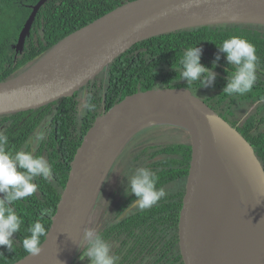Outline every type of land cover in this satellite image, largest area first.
Here are the masks:
<instances>
[{
  "label": "water",
  "instance_id": "95a60500",
  "mask_svg": "<svg viewBox=\"0 0 264 264\" xmlns=\"http://www.w3.org/2000/svg\"><path fill=\"white\" fill-rule=\"evenodd\" d=\"M46 1L32 5L15 44L17 52ZM221 23L264 25V0L125 1L0 81V115L36 109L79 92L139 41ZM164 124L188 134L176 223L183 264H264L262 163L244 135L184 85L137 90L95 117L70 162L40 253L26 254L10 264H71L117 157L136 133ZM236 192L250 216L248 245L235 222Z\"/></svg>",
  "mask_w": 264,
  "mask_h": 264
},
{
  "label": "trees",
  "instance_id": "16d2710c",
  "mask_svg": "<svg viewBox=\"0 0 264 264\" xmlns=\"http://www.w3.org/2000/svg\"><path fill=\"white\" fill-rule=\"evenodd\" d=\"M37 1L0 0V81L25 69L29 63L39 58L72 31L130 0H47L37 11L22 50L17 52L15 44L19 33L32 10V5ZM234 35L246 39L255 46L258 57L257 73L261 72L264 77L263 24L202 25L163 33L135 43L117 56L83 89L71 96L36 109L0 115V128L3 127L1 133L9 137V144L6 146L9 151L23 147L28 135L38 128L44 119V124L48 125L46 138L40 144V150H44V153L41 154L38 150L36 155H43L53 169L51 184L37 178L34 181L38 184L37 191L27 199L17 201L13 205L24 223L21 225L20 232L14 234L13 251L0 246V252L3 253V256H0V264H10L28 254L22 247V240L29 235L27 229L35 220L40 219L46 229L49 228L60 193L68 177L70 162L95 117L124 96L137 90L154 86L184 85L199 94L203 93L204 88L214 89L213 95L203 97L204 101L244 135L264 168V132L254 130L250 117L239 123L240 119L233 115L229 105L234 102L233 98L236 95L228 96L222 92L228 74L225 69L231 70L226 63L224 53H219L220 60L213 69L216 80L211 87H202L198 82H186L180 78L178 70L183 51L195 45L202 49L200 62L211 67L218 53L216 44L219 45L223 40ZM259 78L260 76L257 75L252 91L245 94L248 99L254 98V95L258 93V95L264 94V83L259 84ZM87 95L92 96V103L96 105V108L80 115V104ZM222 99L229 101L228 109L223 108L225 103ZM29 111L31 112L29 122L25 121L19 125L20 129L12 131L11 128L16 125L20 117ZM38 111L40 113H36ZM158 147L162 157L156 160L157 168L152 169L158 176L157 188L170 182L171 179H183L187 168L189 144L188 142L168 143ZM129 173L132 174V172ZM180 194L181 190L178 189L173 201L168 200L164 204L163 198L150 209L129 213L119 220L117 226L132 222L143 231L139 242L133 237L134 247H131L133 251L129 250V252H133L135 256L142 255L141 260L149 258L151 264H183L176 236ZM175 195L172 193L171 197ZM132 197H135L134 194L130 199ZM44 208L49 209L51 214L41 218L40 212ZM163 210H166V213L162 214ZM148 229L157 233L166 230L167 235L159 239L154 235V242L145 243L144 240L148 239H145L144 235ZM129 231L135 236L132 229ZM135 243H138V246ZM148 245H150L149 250L145 251ZM85 247L86 243L74 256L71 264L75 263ZM85 259L88 264L87 258Z\"/></svg>",
  "mask_w": 264,
  "mask_h": 264
},
{
  "label": "clouds",
  "instance_id": "9594fccd",
  "mask_svg": "<svg viewBox=\"0 0 264 264\" xmlns=\"http://www.w3.org/2000/svg\"><path fill=\"white\" fill-rule=\"evenodd\" d=\"M218 53L211 63V67L200 62L202 49L191 46L183 51L179 61L180 78L188 83L198 82L202 87H211L216 80L213 69L220 60L219 53L225 55L226 63L231 70L228 73L226 84L222 92L228 96H243L252 91L257 81L258 57L255 46L239 36H231L217 45ZM176 71V69H174ZM96 105L92 103V96L87 95L80 104V115L85 111H93ZM46 125H41L25 141V147L16 151L7 150L9 137L0 133V246L13 251L14 234L20 232L24 223L13 205L32 196L38 188L34 181L43 179L53 182V169L43 155H36L38 146L46 138ZM127 185L125 195L134 194L135 207L144 211L156 205L167 196L163 187L157 188L158 176L148 167H138L131 176H126ZM49 209H41L40 217L50 215ZM29 235L22 240L25 252L37 255L41 251L42 239L46 237L47 229L40 219L35 220L27 229ZM86 247L79 254L81 261L87 258L88 264H118L119 257L112 253L111 244L103 234L86 230L82 233ZM80 238L78 240V246ZM0 256L3 253L0 252Z\"/></svg>",
  "mask_w": 264,
  "mask_h": 264
},
{
  "label": "flooded vegetation",
  "instance_id": "af4514ba",
  "mask_svg": "<svg viewBox=\"0 0 264 264\" xmlns=\"http://www.w3.org/2000/svg\"><path fill=\"white\" fill-rule=\"evenodd\" d=\"M257 75L260 76L259 84L264 83V80H263L264 77H262L263 74L261 72H258ZM204 89L205 90L203 91V93L197 94L203 100H204L203 97H210L211 95L214 94V89L213 90L209 89V88H204ZM258 94L254 95V98L252 97V99L251 98L248 99L245 95H243V96L236 95L233 98L234 102L230 103V104H229V101L226 102V100L222 99V101L225 103L224 104L225 106L223 108L228 109L229 106L227 104H229L233 110V115L238 119L240 118L238 115H245V114L249 113L247 116L244 117V119L247 117L252 118V122L254 124V126H253L254 130L259 131V132H264V130L262 128L260 129V125H262V123L264 122V94H260V95H258ZM248 108H251V110H248ZM247 110H248V112H247ZM237 112H238V114H237ZM36 113H40V111H38ZM30 115H31L30 111L26 112L25 115L20 117V119L16 122V125L14 127H12L11 130L17 131L18 129H20L19 128L20 124L25 123V121L29 122L28 118L30 117ZM257 115H259V116H257ZM244 119H240L239 123L241 121H243ZM41 125L48 126L47 124H44V119H42L40 126ZM2 128H0V133L2 131ZM38 128H36L34 131H32L28 135V137L31 136ZM45 129L47 130V128H45ZM137 136H138V133H136L132 139H135ZM161 145L162 144L153 143V144H147V145L141 146L135 150H134V148H131L129 151L131 153H134V154H133L132 158L128 159L129 163L131 164L130 167H132V165H133V166H139V167H148L150 169L157 168L156 167V160L162 157L161 153L159 152V147H158ZM24 147H25V145L21 148H24ZM21 148H19L18 150H20ZM127 148H129V145H127L122 150V152H124ZM38 150H40V145L38 146L35 154L38 152ZM14 151H16V150H14ZM40 151H41V154L44 153V150L41 149ZM119 159H120V156L117 157V159H116L115 163L113 164L110 172L112 171L113 167L115 165H117V161H119ZM126 176H131V175L129 173H127L125 175V177L122 176L123 179L124 178L126 179ZM106 181H107V179H105L103 186L101 188V191L97 197V201H96V204L94 206V209H93L89 223H90V225H92V224L100 225V227L96 231L102 233L104 238L110 244H117V246L114 247V255L120 256L121 261L124 260L126 262L127 260H131V259H140L142 255L135 256L133 252L131 253V251H133L131 249V247H134V238H136L139 242V239L143 236L142 229H140L138 226L134 225V223H132V222H125L123 224V226H121V225L117 226L119 220L122 217H124L125 215L132 213V212L138 213L140 211L134 205L135 197L134 198L132 197L130 199V197L133 196V194H129V195L124 194V190H125L127 183L125 186L122 187V185H119L117 182L115 184V186L112 187L111 192L109 194V197L105 199L104 198V195H105L104 188H105V182ZM179 182H181V183H179ZM183 182H184V177H183V179H181V178L171 179L170 182H166L165 184L160 186V187H163L167 192V196H166L167 198L166 197L164 198V204H166L168 200L173 201L176 198L175 194H176V191L178 189H180L182 192ZM172 183H174L175 185L178 183V186H177L178 189L177 190L173 191V190H171V188L167 187L169 184H172ZM168 189H170V190H168ZM172 193L175 196L171 197ZM180 197H181V194H180ZM179 204H180V202H179ZM178 209H179V207H178ZM161 213L162 214L166 213V210H163ZM130 229H132L135 232V236H133L130 233V231H129ZM166 232H167L166 230H163L162 232L157 233V232H151L148 229V230H146V233L144 235V238L148 239V240H144V242L145 243L154 242V239H155L154 235L157 236L158 239L161 238L162 236L166 237V235H167ZM135 245L138 246V243H135ZM83 246L84 245L82 244V247ZM149 246L150 245L145 247L146 250L145 249L144 250L148 251ZM82 247H80L79 250ZM79 250H78V252H79ZM129 250H131V251L129 252ZM77 253H76V255H77Z\"/></svg>",
  "mask_w": 264,
  "mask_h": 264
},
{
  "label": "rangeland",
  "instance_id": "374dc122",
  "mask_svg": "<svg viewBox=\"0 0 264 264\" xmlns=\"http://www.w3.org/2000/svg\"><path fill=\"white\" fill-rule=\"evenodd\" d=\"M84 93V92H83ZM81 96V94H80ZM248 110H251V108H248ZM247 110V112H248ZM235 111V110H234ZM238 114V112H237ZM249 113L245 115H238L240 118L239 119H244L245 116H247ZM243 116V117H242ZM259 116V115H257ZM47 128V126H46ZM264 130V122L262 125H260V129ZM47 132V130L45 129ZM188 142V134L187 132L180 127L174 126V125H169V124H164V125H155V126H150L146 127L143 130H141L138 133V136L135 139H132L127 145H129V148H127L124 152L121 151L119 154L120 159L117 161V165H115L112 169V171L109 173L108 177L106 178L107 181L105 182V188H104V198H108L109 194L111 192V189L115 184L118 182L119 185L125 186L127 183V179H123L122 176L125 177V175L129 172L134 173L135 169L138 168L139 166H131L129 163L128 159L133 157L134 153H131L129 150L131 148L138 149L141 146L147 145V144H153V143H158V144H168V143H187ZM126 145V146H127ZM125 146V147H126ZM124 147V148H125ZM130 174V173H129ZM130 174V175H132ZM181 183V182H179ZM118 186V185H117ZM178 183L175 185L174 183L169 184L167 187L171 188V190H177L178 189ZM181 186V185H180ZM177 187V188H176ZM115 188V187H114ZM170 190V189H168ZM106 196V197H105ZM100 225L97 224H92L88 223L87 230H94L96 231ZM86 241H83V245H85ZM117 246V244H111L112 247V253L114 254V247ZM82 247V246H81ZM118 264H151L149 261V258H145L143 260L140 259H131L127 260L126 262L123 260L121 261L120 256ZM74 264H87L86 259L81 261L80 259H77Z\"/></svg>",
  "mask_w": 264,
  "mask_h": 264
},
{
  "label": "bare ground",
  "instance_id": "6f19581e",
  "mask_svg": "<svg viewBox=\"0 0 264 264\" xmlns=\"http://www.w3.org/2000/svg\"><path fill=\"white\" fill-rule=\"evenodd\" d=\"M235 196H236L235 197L236 208L238 210V212L235 213V215H236L235 222L239 228L241 239L243 240L245 245H248V238H247V236H245V233L247 230H249V228L251 229V225L249 224L250 216H249L247 208H245V206L242 205L241 196L237 192H236ZM233 199H234V197H233Z\"/></svg>",
  "mask_w": 264,
  "mask_h": 264
}]
</instances>
